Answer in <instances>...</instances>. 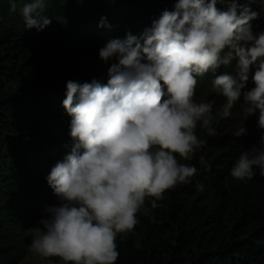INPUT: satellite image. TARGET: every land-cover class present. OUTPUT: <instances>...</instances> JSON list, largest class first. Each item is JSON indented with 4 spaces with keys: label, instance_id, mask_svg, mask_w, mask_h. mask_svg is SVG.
<instances>
[{
    "label": "clouds",
    "instance_id": "clouds-1",
    "mask_svg": "<svg viewBox=\"0 0 264 264\" xmlns=\"http://www.w3.org/2000/svg\"><path fill=\"white\" fill-rule=\"evenodd\" d=\"M49 6V0H21L19 6L9 0L26 30L51 24ZM261 14L264 0H177L139 37L128 33L99 49L100 60L111 62L106 84L95 78L66 82L62 107L70 117L72 148L46 177L58 203L39 219L31 253L44 264H56L52 258L61 264H116V240L134 230L138 215L199 176L196 166L185 163L206 144L197 129L219 136L217 116L232 118L238 104L244 120L259 113L262 134L258 145L240 152L230 176L245 182L257 170L264 175V32L254 35L250 23ZM99 26H106L103 18ZM233 61V73L215 75ZM252 69L255 87L247 90ZM209 73L211 93L224 99L215 115L214 100L196 97L198 78ZM246 133L242 124L232 136Z\"/></svg>",
    "mask_w": 264,
    "mask_h": 264
},
{
    "label": "trees",
    "instance_id": "trees-1",
    "mask_svg": "<svg viewBox=\"0 0 264 264\" xmlns=\"http://www.w3.org/2000/svg\"><path fill=\"white\" fill-rule=\"evenodd\" d=\"M176 2L49 0L51 24L37 31L26 30L19 11L11 13L9 0H0V264L26 256L28 231L47 206L58 203L46 177L72 148L70 117L62 107L66 82L95 78L106 84L111 62L100 60L99 49L128 33L139 37ZM250 23L254 35L264 32V14ZM225 72L232 73L222 65L215 75ZM213 78H198V100ZM214 126L217 137L197 129L206 144L185 161L199 176L138 215L134 230L116 240V264H264V175L257 170L245 182L230 176L240 152L258 145L262 132L253 116L239 138L232 136L238 127ZM201 155L211 171L201 165Z\"/></svg>",
    "mask_w": 264,
    "mask_h": 264
},
{
    "label": "rangeland",
    "instance_id": "rangeland-1",
    "mask_svg": "<svg viewBox=\"0 0 264 264\" xmlns=\"http://www.w3.org/2000/svg\"><path fill=\"white\" fill-rule=\"evenodd\" d=\"M239 1L241 3L246 2V0H239ZM252 5H255V4H252ZM229 68H230V71L233 73L235 70V61H233L232 66H229ZM254 71H255V69H252V71L249 74V81L247 84V90H250L252 87H255V85L251 79V76L254 75ZM210 89L211 88L204 89L200 95L199 100H204V101L214 100L215 105H214L213 113L215 115L219 111L220 106L224 103V99H223V97H218L214 93H211ZM232 111L234 113V116L232 118L221 119L219 116H217L216 121L214 122V125H219V128H221V129L225 128L226 126L239 128L240 126H242V124H244V127H246L248 122L250 121V117H248L247 120H244L242 105L238 104ZM258 115H259L258 112L256 115H253L256 122L258 119ZM226 124H228V125H226ZM258 131L262 132V130H260V129H258ZM43 214L40 216V218L43 216ZM39 219L36 221L34 226L27 233V238L29 239V246L31 244L34 232L37 230V228L40 227L38 225ZM52 259L54 261H56V264L61 263L59 261V258H52ZM17 264H44V261L41 258L36 257L33 253H31L30 248H28V252H27L26 256L21 261H19Z\"/></svg>",
    "mask_w": 264,
    "mask_h": 264
}]
</instances>
